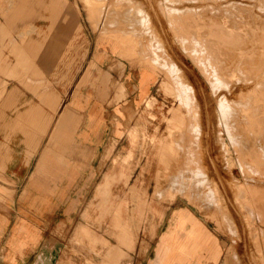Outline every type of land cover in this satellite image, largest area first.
I'll return each mask as SVG.
<instances>
[{"label": "rangeland", "instance_id": "1", "mask_svg": "<svg viewBox=\"0 0 264 264\" xmlns=\"http://www.w3.org/2000/svg\"><path fill=\"white\" fill-rule=\"evenodd\" d=\"M111 38L121 41L122 55L110 48ZM19 58L33 60V74ZM140 64V83H151V91L127 101L121 79L131 73L132 94L143 91ZM67 85L68 101L84 108L87 96L101 125L86 137H61L91 166L84 210L68 228L55 229L68 238L59 264L115 263L84 228L124 250L116 264H150L181 209L216 244L207 264H264V0H0L4 147L26 124L24 109L38 111L50 88L60 104L55 88ZM39 119L35 112L28 123ZM81 139L96 148L77 152ZM66 158L68 148H58V163ZM121 171L126 180H111L104 201L98 185ZM122 200L130 249L112 226Z\"/></svg>", "mask_w": 264, "mask_h": 264}, {"label": "crops", "instance_id": "2", "mask_svg": "<svg viewBox=\"0 0 264 264\" xmlns=\"http://www.w3.org/2000/svg\"><path fill=\"white\" fill-rule=\"evenodd\" d=\"M93 5L90 3L89 9ZM111 22L118 21L108 22L113 26ZM71 28L72 24L68 22V30ZM108 42L114 52L122 55L120 40L111 38ZM24 61L33 74V60L19 58L18 63L22 64ZM140 66L139 85L143 72V67L141 64ZM32 74L28 77L30 81H33ZM132 77L130 73L127 78L121 79L128 93L127 101L135 97L141 99L151 91V83H148L143 87L141 85L143 91L138 87L136 93L132 94ZM153 78L154 76L149 81ZM55 89L60 94V104L56 105L57 93L50 88L41 95V100H37L38 111L30 107L24 109L21 116L26 124L19 122L16 136L5 147L4 141H0V158H3L0 162V264H59L62 246L68 238L58 236L55 229L60 226L68 228L84 210L91 165L83 156L73 157L74 145L71 139L64 143L61 137L71 138L73 131L83 133L84 137L88 133L100 131L97 120L99 113L91 104L87 106V96L81 97L84 108H78L72 102L74 97H70L68 101V85ZM49 106H52V110ZM35 112L40 117L38 123H28ZM129 136L134 143L136 134L132 132ZM76 142L78 144L75 148L82 154L96 148V145L87 144L82 139ZM63 147L68 148V158L65 162L58 163L57 149ZM29 149H32V154ZM117 175L118 178L126 180V173L121 171L108 175L105 180L103 178L104 182L98 185V192L104 201L107 200V188ZM123 203L122 200L115 206L112 226L119 242L130 249L133 245V234L128 222L120 214ZM81 230L91 240L99 239L103 242L107 247L106 257L115 262L109 264H116L121 251L124 252L120 246L113 247L106 241L93 237L86 228ZM77 233L76 235H80ZM207 235L206 231H198L188 210H175L169 226L159 237L155 256L150 264H207L211 251L216 250V244Z\"/></svg>", "mask_w": 264, "mask_h": 264}, {"label": "bare ground", "instance_id": "3", "mask_svg": "<svg viewBox=\"0 0 264 264\" xmlns=\"http://www.w3.org/2000/svg\"><path fill=\"white\" fill-rule=\"evenodd\" d=\"M174 7H175V6H174ZM175 11H176V10H175ZM131 13H132V12H131ZM142 17H143V16H142ZM111 18H113V17H111ZM111 21H112V20H111ZM124 21H125V20H124ZM109 22H110V21H109ZM113 22H114V21H113ZM144 22H145V21H144ZM111 23H112V22H111ZM112 24H115V23H112ZM133 25H134V24H133ZM143 30H144V29H143ZM133 35H134V34H133ZM136 35H137V34H136ZM187 40H188V39H187ZM135 41H136V40H135ZM131 42H132V41H131ZM131 42H130V43H131ZM133 42H134V41H133ZM130 43H129V44H130ZM158 43H159V42H158ZM133 44H134V43H133ZM186 47H187V46H186ZM140 52H141V51H140ZM189 53H190V52H189ZM189 53H188V54H189ZM193 54H195V53L193 52ZM193 54H192V55H193ZM156 55H157V54H156ZM166 56H167V55H166ZM166 56H165V57H166ZM197 56H198V55H197ZM199 56H200V55H199ZM199 56H198V57H199ZM154 57H155V56H154ZM139 58H140V57H139ZM199 58H200V57H199ZM151 59H152V58H151ZM151 59H149V60H151ZM206 59L208 60L207 57H206ZM200 60H201V59H200ZM163 63H164V62H163ZM151 65H152V64H151ZM208 65H209V64H208ZM143 66H144V65H143ZM164 66H165V65H164ZM144 69H145V68H144ZM212 70H213V69H212ZM216 71H217V70H216ZM206 73H207V72H206ZM209 73H210V72H209ZM213 73H214V72H213ZM215 74H216V73H215ZM207 75H208V74H207ZM213 77H214V76H213ZM209 80H210V79H209ZM209 80H208V81H209ZM217 80H218V79H217ZM210 81H211V80H210ZM224 82H225V81H224ZM226 86H227V85H226ZM216 91H217V90H216ZM94 94H95V93H94ZM44 96H45V95H44ZM47 103H48V102H47ZM52 104H53V103H52ZM46 105H47V104H46ZM47 106H48V105H47ZM225 120H226V119H225ZM228 121H229V120H228ZM232 123H233V122H232ZM231 135H232V134H231ZM234 139H235V138H234ZM241 150H242V149H241ZM257 158H258V157H257ZM261 158H262V157H261ZM260 162H261V161H260ZM263 163H264V162H263ZM261 164H262V162H261ZM258 166H259V165H258ZM262 166H263V165H262ZM189 170H190V169H189ZM197 174H198V173H197ZM190 178H191V177H190ZM189 181H190V179H189ZM183 185H184V184H183ZM185 188H186V187H185ZM189 189H191V188H189ZM198 193H199V192H198ZM198 193H197V194H198ZM199 194H200V193H199ZM248 199H250V198H248ZM259 200H260V199H259ZM259 200H258V201H259ZM259 202H260V201H259ZM255 203H256V201H255ZM257 204H258V203H257ZM263 204H264V200H263ZM256 206H257V205H256ZM259 206H260V205H259ZM257 207H258V206H257ZM258 209H259V208H258ZM260 209H261V211L259 210L260 213H259L258 215H260V218H262V217H264V216H263V215H264V213H263V212H264V208L262 209V205H261V208H260ZM259 211H257V213H258ZM258 215H257V216H258ZM262 220H263V219H262ZM229 225H230V224H229ZM258 239H259V238H258ZM262 249H263V248H262ZM227 264H228V263H227Z\"/></svg>", "mask_w": 264, "mask_h": 264}]
</instances>
